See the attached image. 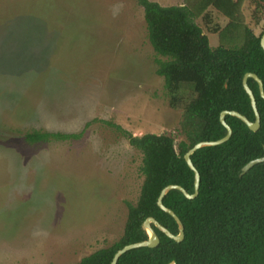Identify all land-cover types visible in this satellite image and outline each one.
<instances>
[{
	"label": "rangeland",
	"instance_id": "1",
	"mask_svg": "<svg viewBox=\"0 0 264 264\" xmlns=\"http://www.w3.org/2000/svg\"><path fill=\"white\" fill-rule=\"evenodd\" d=\"M191 20L218 45L200 17ZM251 27L264 29V7ZM154 57L137 0H0V264H72L119 238L141 155L91 120L133 136L173 130L181 110L168 106ZM32 129L83 133L28 144Z\"/></svg>",
	"mask_w": 264,
	"mask_h": 264
},
{
	"label": "trees",
	"instance_id": "2",
	"mask_svg": "<svg viewBox=\"0 0 264 264\" xmlns=\"http://www.w3.org/2000/svg\"><path fill=\"white\" fill-rule=\"evenodd\" d=\"M137 2L155 52V73L163 79L168 106L180 109L181 118L173 130L139 136L109 120H91L123 136L140 153L142 180L135 203L125 202L126 217L119 238L72 264H109L116 250L147 238L141 227L146 217H153L176 234L175 221L156 205L160 190L177 184L189 194L193 192V173L183 154L199 141L216 140L225 134L218 120L222 110L237 111L253 121L241 84L244 73L256 74L264 91V53L259 45L264 29L255 34L251 27L260 21L264 0H249V21L244 14L246 0H185L168 6L149 0ZM208 8L226 18L225 24H212ZM196 17L201 18L206 31L217 34L218 45H208L202 29L191 20ZM247 85L256 102L259 128L250 131L238 118L225 115L231 128L229 139L197 149L190 156L199 173L197 195L187 199L170 190L162 198V204L181 221L183 239L175 242L151 225L158 245L129 250L116 264H264V162L239 176L244 164L264 156V99L253 79L248 78ZM82 133L83 129H32L24 133L23 140L28 144L68 141Z\"/></svg>",
	"mask_w": 264,
	"mask_h": 264
},
{
	"label": "water",
	"instance_id": "3",
	"mask_svg": "<svg viewBox=\"0 0 264 264\" xmlns=\"http://www.w3.org/2000/svg\"><path fill=\"white\" fill-rule=\"evenodd\" d=\"M259 45H260V47L264 53V30L260 34ZM248 78H251L256 82L258 94L263 99H264V91H263V87H262V82L256 74H254L252 72H246L243 74L241 84H242V88H243L244 92L246 93V95L249 99V103H250V106H251V109L253 112V117H254L253 121L248 120L244 115L238 113L237 111L222 110L219 113L218 120H219L220 124L224 127L225 134L221 138L216 139V140L199 141V142L195 143L191 148H189L183 154L184 162L186 163L187 167L193 173V192L189 194L183 187H181L177 184H168V185L164 186L159 192V195L156 199V205L163 212L168 214L175 221V223L177 225V233L172 234L169 230H167L164 226H162L153 217H146L143 220L141 227L145 231L147 238L145 240H141L138 242L126 244V245L122 246L121 248H119L118 250H116V252L113 254L109 264H116L118 258L122 254H124L125 252H127L129 250H132L135 248H140V247H149V248L156 247L159 243V238L156 235L153 228L151 227V225L154 226L160 232H162L166 237H168L169 239H171L175 242H180L183 239L184 233H183V225H182L181 221L179 220V218L175 215V213L171 209L167 208L166 206H164L162 204V198L170 190H177L187 199H192L197 195L198 185H199V173L196 170V168L194 167L193 163L191 162L190 156L197 149H200L202 147L216 146V145H219V144L226 142L229 139V137L231 135V128L224 120L225 115H231V116L238 118L240 121H242L246 125V127L250 131L255 132L259 128V114L257 111L256 102H255L253 93L247 85V79ZM174 148H175V146H174ZM263 148H264V145H263ZM261 162H264V156L248 161L246 164H244L241 167L240 172H239V176L243 175L253 165H255L257 163H261ZM169 264H175V263L173 261H171Z\"/></svg>",
	"mask_w": 264,
	"mask_h": 264
}]
</instances>
